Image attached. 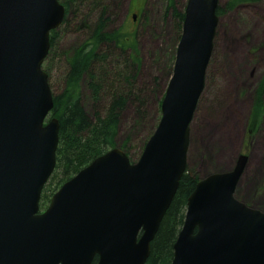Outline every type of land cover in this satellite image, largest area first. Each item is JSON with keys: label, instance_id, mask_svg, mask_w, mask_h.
I'll use <instances>...</instances> for the list:
<instances>
[{"label": "water", "instance_id": "1", "mask_svg": "<svg viewBox=\"0 0 264 264\" xmlns=\"http://www.w3.org/2000/svg\"><path fill=\"white\" fill-rule=\"evenodd\" d=\"M219 0H188L161 119L136 162L115 147L66 181L40 211L60 123L43 63L60 0H0V264H145L186 172ZM136 19V15L134 16ZM249 156L201 178L172 264H264V210L239 200Z\"/></svg>", "mask_w": 264, "mask_h": 264}, {"label": "rangeland", "instance_id": "2", "mask_svg": "<svg viewBox=\"0 0 264 264\" xmlns=\"http://www.w3.org/2000/svg\"><path fill=\"white\" fill-rule=\"evenodd\" d=\"M74 1L73 10L57 28L55 44L43 64L54 94L64 91L68 55L90 38L89 28H84L83 22L91 21L97 13H92L80 0ZM103 1L111 16L109 28L125 25L134 35L142 61L137 85L146 89L148 97L141 108L142 113L133 105L125 109L116 138L117 147L129 152L126 153L132 162H136L145 148L141 152L143 141L154 132L162 116V101L172 77L183 31V21L175 13H185L188 0L171 1L173 5L169 10V0ZM227 1L219 0L222 11L204 91L191 123L187 168L203 178L210 173L231 170L240 154L248 155V165L238 184L236 197L264 210V114L256 124L255 133L245 143L251 108L264 78V0L243 3L225 11ZM88 81V78L82 81L80 90L82 103L91 112L94 100ZM219 139L223 142L217 143ZM224 151L231 152V156L229 162L222 163L219 154ZM57 185H60L58 178L52 177L48 181L45 189L49 195L41 205L42 210L49 205Z\"/></svg>", "mask_w": 264, "mask_h": 264}, {"label": "trees", "instance_id": "3", "mask_svg": "<svg viewBox=\"0 0 264 264\" xmlns=\"http://www.w3.org/2000/svg\"><path fill=\"white\" fill-rule=\"evenodd\" d=\"M171 1L173 0H169L167 10L172 8ZM256 1L260 0H228L224 10L230 11L243 3ZM61 2L66 8V19L76 1L61 0ZM80 2L85 6L88 5L92 13L95 11L97 13L94 14L95 19L93 16L91 21L83 22L84 28H89L90 38L86 43L73 48L68 55V70L63 78L64 91L61 94H54L51 116L59 119L60 130L57 164L51 178L59 179L58 188L96 157L118 146L116 138L125 109L133 105L142 113L141 108L148 97L146 89L137 85L142 61L134 35L125 25L109 28L111 16L107 13L103 0H80ZM221 11L219 7L218 14ZM175 14L184 21V12ZM57 34V29L51 31V47L55 44ZM86 77L89 79L88 85L93 93L94 103L91 112L85 108L81 100V84L87 79ZM263 114L264 78L256 91L251 108L245 143H248L255 133L256 124ZM152 133L143 141L141 152ZM123 146L126 147V144ZM200 178L196 171L186 169L151 243L150 255L145 264H172L174 244L184 224L187 201ZM48 195L44 188L41 205L47 200ZM97 262L98 258H95L93 264Z\"/></svg>", "mask_w": 264, "mask_h": 264}, {"label": "bare ground", "instance_id": "4", "mask_svg": "<svg viewBox=\"0 0 264 264\" xmlns=\"http://www.w3.org/2000/svg\"><path fill=\"white\" fill-rule=\"evenodd\" d=\"M223 139V138H222ZM222 139H219L218 141H217V143H219V141H222L223 142V140ZM231 156V152H227V151H224V152H222L221 154H219V157L221 158V162L222 163H224V161L225 162H229V157ZM245 173V172H244Z\"/></svg>", "mask_w": 264, "mask_h": 264}, {"label": "flooded vegetation", "instance_id": "5", "mask_svg": "<svg viewBox=\"0 0 264 264\" xmlns=\"http://www.w3.org/2000/svg\"><path fill=\"white\" fill-rule=\"evenodd\" d=\"M135 14V13H134Z\"/></svg>", "mask_w": 264, "mask_h": 264}]
</instances>
